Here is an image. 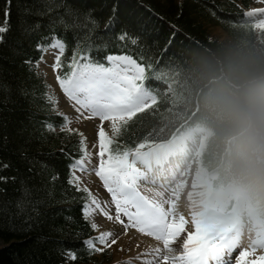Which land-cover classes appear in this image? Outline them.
Here are the masks:
<instances>
[{"label":"trees","instance_id":"obj_1","mask_svg":"<svg viewBox=\"0 0 264 264\" xmlns=\"http://www.w3.org/2000/svg\"><path fill=\"white\" fill-rule=\"evenodd\" d=\"M65 2L91 9L101 36L114 18L113 32L104 41L109 47L92 57L132 54L146 66L143 83L156 90L157 101L122 123L112 138L115 143L128 149L167 140L184 123L198 121L213 130L205 159L217 164L227 137L236 136L223 175L246 181L252 198L264 206V27L246 20L253 0ZM39 7L41 0H0V24L6 22L8 28L0 42V165H9L0 171L9 178L0 181V264H64L63 253L69 250L76 253V262H97L82 243L94 232L82 212L86 194L68 183L80 136L61 131L63 118L44 98L49 89L44 74L24 63L39 59L36 44L49 35L43 26L47 19L34 15ZM37 21L41 29L26 34L24 29ZM218 30L224 31V40ZM122 31L134 36L137 45L125 47L115 40ZM64 39L68 47L61 75L69 71L64 65L75 43L70 32ZM158 73L161 79L155 78ZM46 123L55 132L47 131ZM29 161L47 167L40 171L37 165L29 172ZM24 187L31 190L28 198ZM21 200L23 211L17 207ZM29 201L39 203L33 207Z\"/></svg>","mask_w":264,"mask_h":264},{"label":"snow or ice","instance_id":"obj_2","mask_svg":"<svg viewBox=\"0 0 264 264\" xmlns=\"http://www.w3.org/2000/svg\"><path fill=\"white\" fill-rule=\"evenodd\" d=\"M41 3L42 7L37 8L34 15L40 19H47L46 25L43 26L48 29L49 35L42 37L36 44L37 51L41 53L39 59L34 61L29 58L24 61L30 69H38L44 60V53L50 49L56 50L55 63L52 67L54 69L61 68V58L65 55L68 47L64 36L70 32L75 43L72 55L64 65L69 71L56 78L63 92L72 101L101 121H111L114 131H119L115 123L117 118L126 125L133 115L151 105L149 102L154 100L156 90L144 85L145 67L138 63L132 55L108 53L103 56L102 60L92 57L93 52L98 53L101 49L109 47L108 43L104 41L113 32L114 18L109 19L105 24L104 35L101 36L97 32L99 29L98 19L91 9L81 10L79 6H74L65 0H41ZM115 11L116 9L113 8V16ZM255 13H264V8L254 9L245 15L252 16ZM7 16L8 11L6 10L5 21ZM259 24L264 27V20H261ZM41 27V23L37 21L26 27L24 32L30 35L39 31ZM57 28L61 29L59 34L56 32ZM7 31L6 22L0 24V42H3L4 34ZM114 39L125 47L127 45L135 46L138 43V40L127 31L115 35ZM97 41L101 43L98 44ZM148 67L150 68L151 65L149 64ZM154 76L156 79L162 78L160 73L154 74ZM46 87L50 88V86ZM44 98L55 111L57 104L55 94L46 92ZM77 110L79 111V109ZM57 115L63 118V123L60 125L61 131L71 134L74 131L69 127L71 118L61 112H57ZM44 127L49 132H55L52 123H46ZM78 134L80 136L77 142L79 158H73L69 165L68 183L86 194V202L82 209L85 218L90 217L96 210H100L108 219L113 217L101 207V202L92 196L87 188H80V177L76 175V169L81 172L95 171L96 175L101 178L111 195L112 203L115 205L117 222L124 224V221L120 219L121 214L129 222L125 225V232L128 227L138 228L141 233L163 241V251L171 253L170 241L175 240L184 231V226L188 222L182 216H179L178 223L170 222L171 212L166 211L162 204L150 200L138 190V181L147 178L148 173H152L150 154L140 150L145 147V142L138 144L133 150H128L115 143L101 125L98 131L100 162L90 168L91 153L87 148L86 137L83 136V133ZM29 163L32 165L29 167V172L37 165L40 171L47 167L39 161H29ZM8 167V164H2L0 171ZM56 178L53 176L51 179L55 180ZM8 179V177L0 176V181L7 182ZM12 179L14 180L15 177ZM23 195L25 198L30 197L31 190L24 187ZM38 203L39 201H35L32 206L35 207ZM17 207L23 211L24 201H19ZM90 227L96 229L97 225L90 222ZM113 235L111 231H105L82 241V243L90 254L103 251L104 249L98 245H103L104 248L111 247L116 243V239H112ZM183 249V253L178 256L163 255L162 259L164 261H179L180 264H209L210 260L218 258L220 251L219 246L213 245L208 234L202 231L198 225L194 232L188 233V238L183 243ZM161 252L162 249L156 248L154 255L157 258L145 261L144 264H159L158 258ZM63 255L72 260L77 258L76 253L71 250L66 251ZM258 260L264 264V257H259ZM122 264H132V261H124Z\"/></svg>","mask_w":264,"mask_h":264},{"label":"rangeland","instance_id":"obj_3","mask_svg":"<svg viewBox=\"0 0 264 264\" xmlns=\"http://www.w3.org/2000/svg\"><path fill=\"white\" fill-rule=\"evenodd\" d=\"M260 8H264V0H253L250 8L246 11L250 12L254 9H260ZM252 18H255L257 21H261L264 20V13H255L252 16H249ZM223 30H218L217 35L220 38V40H224L226 38L225 34L223 33ZM55 55H56V50L55 49H50L47 53H44V60L41 62L40 67L38 68L39 71H41L45 78L46 81L48 83V86H50V88L48 89V92L54 93L55 97L57 99V104L56 109L61 112L64 113L66 116L71 118V124L69 125V127L71 129H73L74 131H78L79 133H83V136L86 137V143H87V148L88 151L91 153V164H90V168L96 166V163L100 162V159L98 158V153L100 151L99 146H98V131L99 128L101 127V125H103L104 130L106 133H110V134H115L117 131L113 130V124L111 121H108L107 123H105L104 121L101 122L99 121L98 117H94L92 115L91 112L87 111V110H83V112H79L77 110L78 105L72 101L61 89L60 84L57 80V76H58V70L54 69L52 67V65L55 63ZM121 120L119 118H117L116 120V127L118 128V122H120ZM100 122V123H99ZM93 124V125H91ZM191 140V139H188ZM187 140V141H188ZM94 145H96V147H93ZM90 173H88L87 171L85 172H81L79 169L75 170V173L77 176L80 177V187L81 188H87L92 196H94L98 201L101 202V207L105 209V211H107L109 213V215H111L114 219L116 217V209H115V205L112 203V198L110 193L107 191V189L105 188V186L101 183H99L97 177L92 173V171H89ZM95 172V171H94ZM93 175V176H92ZM180 178V177H179ZM181 180V178H180ZM178 180V181H180ZM187 179V176H183L182 180L183 182H185ZM180 181V183H181ZM199 185V184H198ZM202 189L204 185V183L202 182L201 185H199ZM189 187L186 185L185 189ZM204 188V187H203ZM187 192V196L185 195L184 192L180 193V194H169L168 192H165L166 195H164V198H161V201L159 204H162V206L164 207V209L166 211H170L166 209V205L169 202V196L171 201L176 200L178 201H182L181 207L180 208V213H184L183 211H190V215H191V219L190 222L192 224V226H189L188 232L191 231H195L197 225H198V219H200V223L202 224V231L206 232L208 234V237L211 241V243L213 244L214 241H216V239H218L219 237L225 235L226 233H228V229L230 226L229 221L233 220L232 216H229L227 214L226 211V206L229 203V201L231 200L232 194H226L222 197L219 198H209L208 196L205 197L204 192L205 190H203V193L201 194V196H199L200 194V190L198 189V187L196 185H194V194L191 195L193 197H196V203H194L192 201V199L190 198V192H188V190H186ZM172 193H175V191H172ZM192 197V198H193ZM237 198V202H236V206L240 207L241 206V202L239 199V195H236ZM167 199V202H166ZM106 202V203H105ZM180 203L178 202L176 205H179ZM193 208L196 209V212L199 216L196 217ZM171 212V211H170ZM98 211H94L92 213V215L90 217H88L90 222H94L97 225V228L95 230V236L99 235L102 232L105 231H109L108 228H105L101 222L100 219H98ZM171 212L170 216L172 215ZM180 213H178L177 215H180ZM189 214V213H187ZM174 217V216H173ZM109 219V220H112ZM120 219L124 221V224L122 225V227L124 228V225H127V218L125 216L122 217V214L120 216ZM195 219V222H193V220ZM175 222H178V218L176 217ZM189 223H187L186 225H188ZM131 229L127 230L125 232V228L121 230V236H126V234L128 232H130ZM246 237V236H245ZM112 239H116V238H112ZM187 240L183 239V241H180L179 239H176L177 242H179V244H183L184 241ZM240 243L236 244L235 248H234V255H235V259L234 262L232 264H249V255L252 256V258H254V256L249 252V250H251V248L245 247L244 248V242L245 240H239ZM160 244V243H159ZM179 244H177L174 240H173V245L171 247V249L173 250L170 254H167V252L163 251L161 252V255L159 256L160 260L162 259L163 255H179L178 253L175 252V247L179 246ZM4 245L3 240L0 239V247ZM98 247L103 248V251H99L97 253H95V255H97L96 261L99 262V260L102 259V255L103 254H107L105 255V262L103 264H122V261H116V257H117V253L120 254L122 252V249L120 246L112 244L111 247L109 248H104L103 245H98ZM163 247V245H162ZM155 250V249H154ZM154 250H148L147 252L144 253H149V252H153ZM127 252V251H126ZM123 253V254H127V253ZM177 252H181L180 248L177 250ZM257 253H261V252H257ZM144 256H146L145 254H143V256H141L142 258H145ZM154 257V256H153ZM157 258V257H154ZM153 258V259H154ZM140 260V259H138ZM128 261V260H126ZM139 262V261H138ZM255 262H253L254 264ZM64 264H95V263H79L76 262L75 260H72L70 258L67 259V261H65ZM160 264V263H159ZM162 264H167V261L165 263ZM168 264H180L179 261L173 262L171 261L170 263L168 262ZM250 264H252L250 262Z\"/></svg>","mask_w":264,"mask_h":264},{"label":"bare ground","instance_id":"obj_4","mask_svg":"<svg viewBox=\"0 0 264 264\" xmlns=\"http://www.w3.org/2000/svg\"><path fill=\"white\" fill-rule=\"evenodd\" d=\"M91 125H93V124H91ZM191 141L192 140H188V141L186 140L185 142L188 144V146L191 147ZM170 147L172 148V150H175L177 148V145L174 143ZM167 150H168V148H166L165 151H162L161 154L163 156H165ZM186 150H187V147L184 146L183 151H186ZM155 155L150 156V158L151 157L155 158ZM160 156L161 155H159L158 157H160ZM159 160H160V158H159ZM160 163H162V161ZM177 168L178 167H176V169ZM173 172H175V171H173ZM198 172H199L198 170L194 171L195 183H197ZM172 176L173 175H170V177H172ZM192 176H193V174H192ZM188 180L190 181V178H188ZM188 192H189V190H188ZM97 211L99 212L98 213V219H100L101 224L105 228H108L109 231H111L114 234L112 238H116L115 245L120 246L122 249V252L120 254H118V253L116 254L117 255L116 261L121 260V262H122V261H126V260H131L132 262H137L138 264H141L138 259L142 258L141 256H143L144 252H147L148 250H154L156 248L163 249V247H161V245L158 243V240H156L155 237L140 233L134 229H131V231L128 232L125 237L121 236L120 235L121 230L124 229L125 227L123 228L122 224L118 223L116 218L109 220L106 216L103 215V213L100 210H97ZM193 222H195V219L193 220ZM187 238H188V236H187ZM172 245H173V241H170V247H172ZM180 247L183 248V244H181ZM125 252L127 253L126 255L123 254ZM167 254H170V253L167 252ZM144 257H146V256H144ZM146 258L147 259H153L154 257L153 258L146 257ZM216 261H217V259L210 260L209 264H214ZM215 264H217V263H215Z\"/></svg>","mask_w":264,"mask_h":264}]
</instances>
